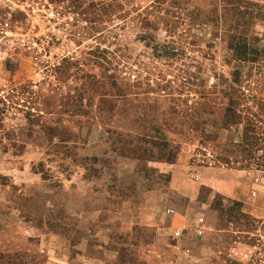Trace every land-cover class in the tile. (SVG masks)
<instances>
[{"label": "rangeland", "instance_id": "rangeland-1", "mask_svg": "<svg viewBox=\"0 0 264 264\" xmlns=\"http://www.w3.org/2000/svg\"><path fill=\"white\" fill-rule=\"evenodd\" d=\"M0 264H264V0H0Z\"/></svg>", "mask_w": 264, "mask_h": 264}, {"label": "built area", "instance_id": "built-area-1", "mask_svg": "<svg viewBox=\"0 0 264 264\" xmlns=\"http://www.w3.org/2000/svg\"><path fill=\"white\" fill-rule=\"evenodd\" d=\"M182 232H183V230L176 231L175 232V236L176 237H182V236H184ZM194 233L196 234V236L198 238H201L202 237V235L204 233L203 219L198 220V223H197V225H196V227L194 229Z\"/></svg>", "mask_w": 264, "mask_h": 264}, {"label": "crops", "instance_id": "crops-1", "mask_svg": "<svg viewBox=\"0 0 264 264\" xmlns=\"http://www.w3.org/2000/svg\"><path fill=\"white\" fill-rule=\"evenodd\" d=\"M217 173L216 172H214V170H212V178H213V175H216ZM211 174H209V176H210ZM225 186V185H224ZM220 188V187H219ZM224 187H222L221 189H218L219 191H221V192H224Z\"/></svg>", "mask_w": 264, "mask_h": 264}]
</instances>
